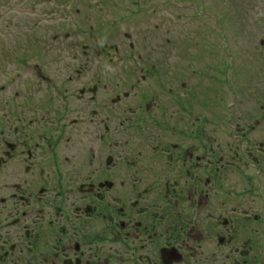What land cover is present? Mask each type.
<instances>
[{
  "label": "flooded vegetation",
  "instance_id": "obj_1",
  "mask_svg": "<svg viewBox=\"0 0 264 264\" xmlns=\"http://www.w3.org/2000/svg\"><path fill=\"white\" fill-rule=\"evenodd\" d=\"M155 78L160 85L150 92L132 85L141 93L135 108L124 106L131 90L104 106L114 112L125 100L124 113L134 114L131 123L146 124L151 117L158 130L179 115L175 106L192 118L193 93L184 79L163 84L162 75ZM261 81L253 86L247 124L227 120L233 137L249 143L244 162L241 147L232 154L210 149L184 124L170 132L172 140L140 142L149 148L126 142L118 150L122 140L107 114L100 115L103 106L81 114L69 109L76 91L95 94L97 85H56L49 104L29 100L26 120L18 113L27 122L0 132V264H264ZM34 88L23 96L39 93ZM230 92L233 100L225 92L220 105L240 103V90ZM251 133L258 138L249 139ZM244 169L251 170L245 182Z\"/></svg>",
  "mask_w": 264,
  "mask_h": 264
},
{
  "label": "rangeland",
  "instance_id": "obj_2",
  "mask_svg": "<svg viewBox=\"0 0 264 264\" xmlns=\"http://www.w3.org/2000/svg\"><path fill=\"white\" fill-rule=\"evenodd\" d=\"M262 58L264 0H0V132L6 125L13 131L16 123L27 122L18 113L26 120L29 100L49 104L57 86L73 90L85 83L97 85L96 93L76 91L69 109L81 114L103 106L100 115L107 114L115 138L122 140L118 150L126 142L131 148H149L140 142L151 146L152 139L172 140L170 132L184 124L206 139L210 149L232 154L241 147L244 162L249 143L233 137L227 120L242 126L252 118L250 97L253 86L264 79ZM32 61L42 66H32ZM172 72L175 77L169 78ZM156 75H162L163 84L184 79L193 93L192 118L175 106L179 115L160 130L151 117L146 124L131 123L134 114H125L124 106L135 108L143 91L160 85ZM135 82L141 85L139 94L132 91ZM32 85L39 93L24 97ZM128 90V102L117 103L114 112L104 106L118 94L123 99ZM238 90L240 103L220 105L219 97L226 92L233 100L230 91ZM39 101L31 105L29 117ZM253 137L258 138L251 133L249 139ZM4 149L0 141V153ZM250 172L243 170V182ZM258 189L260 193L264 187Z\"/></svg>",
  "mask_w": 264,
  "mask_h": 264
}]
</instances>
